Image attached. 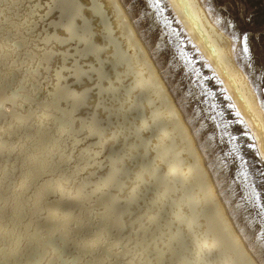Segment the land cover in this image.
Returning <instances> with one entry per match:
<instances>
[{"label": "bare ground", "instance_id": "obj_1", "mask_svg": "<svg viewBox=\"0 0 264 264\" xmlns=\"http://www.w3.org/2000/svg\"><path fill=\"white\" fill-rule=\"evenodd\" d=\"M166 1L264 161L236 40ZM186 115L122 0H0V264H264Z\"/></svg>", "mask_w": 264, "mask_h": 264}, {"label": "rangeland", "instance_id": "obj_2", "mask_svg": "<svg viewBox=\"0 0 264 264\" xmlns=\"http://www.w3.org/2000/svg\"><path fill=\"white\" fill-rule=\"evenodd\" d=\"M122 2L141 38L150 46L174 98L195 131L199 129V143L205 145L206 140L213 139L210 150L205 149V152L209 163L215 161L216 165V160L224 163L222 171H219L234 191L231 202L240 203L247 217H253L254 224L264 235V207L261 206L264 204V161L221 83L191 44L166 0H159L158 6L156 0H147L151 5L149 8H145V0ZM202 2L211 10L212 16L218 18L219 25L228 36L233 38V24L236 29L247 32L254 64L241 55L238 41L236 58L264 102V0ZM219 175L217 177L220 178Z\"/></svg>", "mask_w": 264, "mask_h": 264}, {"label": "snow or ice", "instance_id": "obj_3", "mask_svg": "<svg viewBox=\"0 0 264 264\" xmlns=\"http://www.w3.org/2000/svg\"><path fill=\"white\" fill-rule=\"evenodd\" d=\"M157 6L159 4V0H156ZM151 5L145 0V8H149ZM233 32L231 35L233 38L238 41V46L240 47V53L242 56L245 57V59L249 62L254 64V58L252 54V47L249 42V36L246 31L236 29L235 25H232ZM264 207V204L261 205Z\"/></svg>", "mask_w": 264, "mask_h": 264}]
</instances>
